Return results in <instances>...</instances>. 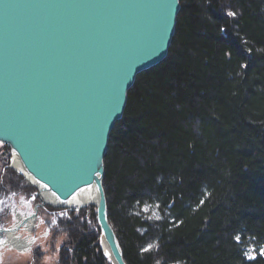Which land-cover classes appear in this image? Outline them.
I'll list each match as a JSON object with an SVG mask.
<instances>
[{"label":"trees","instance_id":"obj_1","mask_svg":"<svg viewBox=\"0 0 264 264\" xmlns=\"http://www.w3.org/2000/svg\"><path fill=\"white\" fill-rule=\"evenodd\" d=\"M180 5L110 133L108 217L127 264H264V0ZM98 240L69 264H112Z\"/></svg>","mask_w":264,"mask_h":264},{"label":"water","instance_id":"obj_2","mask_svg":"<svg viewBox=\"0 0 264 264\" xmlns=\"http://www.w3.org/2000/svg\"><path fill=\"white\" fill-rule=\"evenodd\" d=\"M180 7V0H0V143L59 201L93 188L100 245L112 264L127 262L103 185L110 133L136 76L167 55Z\"/></svg>","mask_w":264,"mask_h":264},{"label":"rangeland","instance_id":"obj_3","mask_svg":"<svg viewBox=\"0 0 264 264\" xmlns=\"http://www.w3.org/2000/svg\"><path fill=\"white\" fill-rule=\"evenodd\" d=\"M42 195L16 166L10 148L7 150L6 145L0 143V228L14 223L13 209L18 205L22 212L37 215L35 230L30 234L34 237L31 247L19 251L1 246L0 264H69L76 240L84 236L99 237L93 205L80 211L72 204L38 205ZM20 233L27 235L23 230Z\"/></svg>","mask_w":264,"mask_h":264},{"label":"bare ground","instance_id":"obj_4","mask_svg":"<svg viewBox=\"0 0 264 264\" xmlns=\"http://www.w3.org/2000/svg\"><path fill=\"white\" fill-rule=\"evenodd\" d=\"M15 164L20 169L18 161L15 160ZM28 179L29 181H31V183L36 185L35 181L31 177H29ZM40 190L43 194L42 196L46 204H50L54 206H70L72 204L76 209L80 211L88 205H93L92 203L95 202V194L91 186L79 190L66 201H59L49 191L44 189H40ZM107 210H108V206H107ZM13 213L15 217L14 223L11 226L0 228V247L5 245L7 246V248L17 249L19 251L27 250L31 247L34 241V237H31L30 234L32 233V231L35 230V220L37 219V215L31 212H22L19 208V205L13 209ZM20 230L25 231L27 235L24 236L21 233L19 234ZM1 254L2 251L0 250V255Z\"/></svg>","mask_w":264,"mask_h":264},{"label":"snow or ice","instance_id":"obj_5","mask_svg":"<svg viewBox=\"0 0 264 264\" xmlns=\"http://www.w3.org/2000/svg\"><path fill=\"white\" fill-rule=\"evenodd\" d=\"M229 15H235V13H231V12H230Z\"/></svg>","mask_w":264,"mask_h":264}]
</instances>
